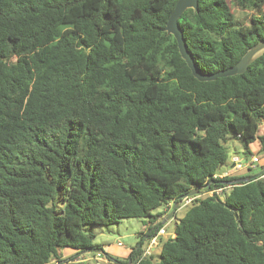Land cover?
Wrapping results in <instances>:
<instances>
[{"label": "trees", "instance_id": "trees-1", "mask_svg": "<svg viewBox=\"0 0 264 264\" xmlns=\"http://www.w3.org/2000/svg\"><path fill=\"white\" fill-rule=\"evenodd\" d=\"M176 3L0 0V264H95L76 260L106 255L86 226L147 218L149 238L158 210L194 189L159 257L142 232L135 264H264L263 174L214 177L231 136L244 147L233 156L264 151V53L242 74L197 79L164 30ZM179 24L214 73L264 40V0H199Z\"/></svg>", "mask_w": 264, "mask_h": 264}, {"label": "rangeland", "instance_id": "rangeland-1", "mask_svg": "<svg viewBox=\"0 0 264 264\" xmlns=\"http://www.w3.org/2000/svg\"><path fill=\"white\" fill-rule=\"evenodd\" d=\"M237 15L241 17V19L244 20V22H247V24L251 21L252 13L244 10H237ZM261 133H264V124L261 126ZM227 144L230 146L232 154L230 155L229 159L225 164L221 166V171H232V165H233V151L239 150L242 152L243 146L242 143L237 139L231 136V138L228 139ZM240 148L242 150H240ZM251 150L254 153V156H257L259 158L258 163L256 164L255 168H250L249 170L247 168H243L235 173V175H258L262 170L261 165L264 164V151L258 150V144L252 143L250 145ZM253 156V155H252ZM240 159H245L246 156H243V153H240L238 156ZM251 157V156H250ZM207 193V191L205 192ZM185 199L181 200V207L177 209L176 218H171L168 222L163 223V226L165 225L166 228V235H163L161 237L165 238L171 235H174V230L176 226V221L181 218L186 210L187 205L185 203ZM147 222V218H123L118 223L110 224V225H88L86 226L87 230L94 231L96 233V238L94 242L96 244H100L103 246L104 253L107 255H112L114 258L123 259L124 254H127L133 247H135L138 243H141V233L143 232V229L145 227V224ZM161 239V238H160ZM158 237V242H159ZM161 241V240H160ZM118 242H121L122 245H119ZM147 243L144 241L143 247H146ZM70 250V249H65ZM65 252V251H64ZM69 251L65 252L66 257L73 256V253H68ZM161 252V244H158L154 251L153 255L155 259H157ZM87 254H92L91 251L87 252ZM52 264H55L53 262ZM109 264H111L109 262Z\"/></svg>", "mask_w": 264, "mask_h": 264}, {"label": "water", "instance_id": "water-1", "mask_svg": "<svg viewBox=\"0 0 264 264\" xmlns=\"http://www.w3.org/2000/svg\"><path fill=\"white\" fill-rule=\"evenodd\" d=\"M199 6V0H177V3L171 12L166 26L164 28L165 31L169 34H173L174 37L177 40L179 51L181 53V56L185 61L187 62L188 66L190 67L193 75L201 80V81H206V80H214L217 79L218 77H223V76H231L235 74H242L244 73L249 66L252 64V62L259 57L261 54L264 53V40H260L256 44H254L252 47L248 49V51L242 56V58L233 66H230L226 69L218 70L214 73H204L202 72L191 54V52L188 49L187 42L185 40L183 30L179 24V19L182 16V14L189 8H193L195 10H198ZM264 173V170H262L258 175L260 176L261 174ZM249 178H240L237 180H231L228 181L230 184H236L240 182H246L249 181ZM199 189H194L189 191L188 193L182 195L179 197L180 200H183L185 198L192 197L194 195H200L199 194ZM179 206V203L176 201L173 204V207L169 214L164 218L163 223L168 222L171 218L174 217V214ZM145 240V239H143ZM137 259H130L128 264H135ZM60 264V262L58 263Z\"/></svg>", "mask_w": 264, "mask_h": 264}, {"label": "built area", "instance_id": "built-area-1", "mask_svg": "<svg viewBox=\"0 0 264 264\" xmlns=\"http://www.w3.org/2000/svg\"><path fill=\"white\" fill-rule=\"evenodd\" d=\"M238 156L239 155L232 157L233 158L232 159L233 160L232 171L229 172V170H228V171L222 172L220 174H216V175H214V177L224 178L226 176L235 175L236 172H238L239 170H241L243 168H247V169L255 168L256 164L259 161V158L257 156H254V155L251 157L246 156L245 159H240ZM263 176H264V173H263ZM225 183H226V187L214 188V189L208 191L207 193L210 195L217 194L221 197H224L226 194L225 192L227 190H229V188L232 186V184H230L229 182H225ZM193 199H194V196L189 197V198H185L186 201L184 204L185 205L189 204ZM166 233L167 232H166L165 226L157 229L155 231V234L148 238L147 246L144 247L143 254L149 255V254L153 253L155 247L159 244L158 237L166 235ZM171 236H173V235H171ZM118 244L122 245L121 242H118ZM84 253H87V252H84ZM91 259H97L98 261H102V260L107 261L108 258L106 257V255L103 254L102 251H97V252H95V254H93L91 256H89V255L85 256V257L79 256L76 260H78V261H89Z\"/></svg>", "mask_w": 264, "mask_h": 264}, {"label": "crops", "instance_id": "crops-1", "mask_svg": "<svg viewBox=\"0 0 264 264\" xmlns=\"http://www.w3.org/2000/svg\"><path fill=\"white\" fill-rule=\"evenodd\" d=\"M240 150H242L241 148H240ZM172 207H173V205L171 206V207H167V208H161V209H159L158 210V212H162L164 209H166V211H167V214L166 215H164V217H163V220H164V218L169 214V212L171 211V209H172ZM176 214H177V211L175 212ZM147 226V227H146ZM165 226V225H164ZM143 232H144V234H143V239H147L148 237V223H147V225H145V227H144V229H143ZM161 238V236H159V239ZM166 238V237H165ZM138 246H140V244L138 245ZM133 249V248H132ZM132 249L127 253V254H124V256H123V259H128V263H129V260L130 259H132L131 257H130V254H131V251H132ZM65 252L66 251H69L68 253H73V251L74 250H72V249H70V250H64ZM63 251V253H62V256H65V252ZM73 254H75V251H74V253ZM93 254H95L94 252H92V254H89V256H91V255H93ZM79 256H82V257H85V256H88V254L87 253H84V252H81L77 257H76V259L79 257ZM88 262H94L95 264H109V260L107 259V261L106 260H102V261H98L97 259H91V260H89ZM111 263V262H110Z\"/></svg>", "mask_w": 264, "mask_h": 264}]
</instances>
